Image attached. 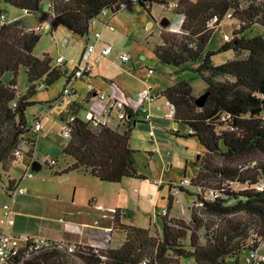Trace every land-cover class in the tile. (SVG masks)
<instances>
[{
  "label": "trees",
  "instance_id": "16d2710c",
  "mask_svg": "<svg viewBox=\"0 0 264 264\" xmlns=\"http://www.w3.org/2000/svg\"><path fill=\"white\" fill-rule=\"evenodd\" d=\"M2 1L31 13L38 12L48 1L53 12V30L67 29L84 39L91 33L92 20L102 10H107L110 17L123 10L120 8L123 0ZM258 1L179 0L175 5L176 15L182 18L179 31L164 28L162 43L154 48L157 59L175 67L177 75L185 71L199 75L209 94L205 106L199 108L192 85L181 78L157 93L158 99L163 96L174 106V122L185 126L189 131L187 137L196 138L205 149L198 161V175L189 185L201 191L197 196V209H192V223L167 220L162 212V235L154 236L150 229L124 223V212L115 209L112 231L125 235L120 248L99 250L73 245L75 250L68 253L67 248L61 250L54 246L32 253L21 264H71L69 259L73 257L84 264H178L182 259H193L194 264H227L230 260L247 264L251 255L260 251L264 242V161L261 159L264 158V2ZM142 7L152 14L151 4L149 8ZM228 15L238 23V28L233 29L230 40L217 51H207ZM40 40L41 36L26 29L20 19L0 26V164L5 170L12 164L14 151L21 142H24L23 149H30L28 155L33 153L35 141L23 138L28 130L26 112L36 104L32 99L37 90L43 87L47 90L62 78L66 79V89L76 78L77 69L69 75L67 63L57 65L47 55L43 58L34 55ZM220 54L230 57L216 65L213 58ZM22 69L29 88L24 95H18L17 79ZM6 74L12 75L8 83L3 80ZM92 96L90 93L84 103ZM84 103L74 98L65 99L61 93L49 105L52 110L62 108L59 119L70 131L61 154L71 162L54 175L78 172L108 185L141 179L136 152L130 145L133 128L138 123L135 117L141 111L138 114L128 110L131 121L118 127L94 126L82 115L87 112ZM175 134L180 137L179 131ZM52 161L54 165L46 163L54 170L58 163ZM25 174L19 182L9 180L6 194L10 200L19 196L18 189L24 190L21 184L28 178ZM234 185L245 188L237 190ZM169 187L171 191V185ZM185 188L181 186V192ZM169 201L171 209L174 205L171 194ZM204 214L219 222H205L201 218ZM238 215L248 218H237ZM202 229L204 242L199 236Z\"/></svg>",
  "mask_w": 264,
  "mask_h": 264
},
{
  "label": "rangeland",
  "instance_id": "374dc122",
  "mask_svg": "<svg viewBox=\"0 0 264 264\" xmlns=\"http://www.w3.org/2000/svg\"><path fill=\"white\" fill-rule=\"evenodd\" d=\"M178 1L153 0L151 15L141 5L134 4L113 16L111 21V24L115 28L113 32L106 30L100 31L103 35L102 41L107 42L113 48V55L106 59L113 63L115 67V71L113 72L114 76H111V79L114 80H112L111 84L118 86L122 92H125L124 89L129 91V89L135 86L137 87L141 81H145L146 84L148 83L153 87L154 94H157V92L162 93L168 86L173 85L177 78H181L192 85L196 99L206 93V83L199 75L192 71L180 72L177 75L175 67L163 64L154 54L155 46L162 43L161 33L165 28L163 21L170 22L169 29H174L180 22L175 9H167L171 5L175 6ZM191 1L196 2L197 0ZM258 2H264V0H259ZM49 5V2L45 1L36 14L31 12L29 14L28 12L25 13L24 11L6 5L1 0L0 26L4 22L14 21L15 18V20H22L26 29L33 30L41 36L40 43L34 50V55L39 58L47 55L53 60L54 64L58 57L63 56L68 60L66 66L69 75H71L82 61L86 49V39L71 33L67 29L57 28L54 31V21L48 18L49 12H52ZM1 16H5L6 20L2 21ZM107 19L100 17L102 22H105ZM45 24L46 27L44 29L41 31L38 30ZM235 27L236 29L238 28V23L226 18L219 25L207 51H217L226 40H230ZM52 35L55 41H52ZM65 38L69 41L67 46L63 47L62 42ZM124 54L130 58L126 63H122L119 60V56ZM229 57V54H220L215 56L213 61L216 65H219L224 63ZM85 61H83V65H85ZM103 63L101 61L98 65L94 66L93 70L95 74H93V78H100L103 75V69H107ZM149 70H154L152 76L148 75ZM11 78V74H6L3 80L5 83H8ZM87 84V80L83 82L73 78V82L68 86L77 91L78 94L76 96L83 103L90 94ZM64 86L65 79L62 78L47 90L44 87L41 90L38 89L36 95L33 97L32 100L36 104L27 109L26 120L28 130L23 139L35 141V147L32 155H28L30 151L28 147L23 149L25 156L18 166L10 163L8 169L5 170L3 164H0V207L9 203L5 195L9 180L19 182L26 172L32 173L34 178L24 179L21 184V187L26 191V195L18 197L19 202L18 206H16L17 214L41 215L39 214L40 209L37 213L31 207H27L22 203V200L26 202L30 197L41 207L48 202L55 203L57 196H60V200L63 199L69 203L75 199V204L80 209L83 208L86 210V213L88 206L92 205L87 200L90 192L81 189L76 192L72 183L58 181V178L54 175L56 171L64 170L67 164L71 162L69 158L61 154V151L68 143V139L63 136L64 125L59 119L62 108H54L50 115H45L42 109L43 106H49L51 102H54L60 96L64 90ZM28 88V79L25 70L22 69L17 79L18 95H24ZM148 88L151 87L144 85L139 94L142 95L148 91ZM110 92H112L111 89ZM76 96L74 98H77ZM127 102L134 104V106L140 105L131 96H128ZM84 104L88 112L86 113H91L97 118L106 115L111 101L107 100L103 102L98 96H93L88 103ZM169 106L167 107V100L163 96L153 107L151 106L154 113L153 115L151 112L154 117V124L158 127L155 138H151L149 135L150 127L144 123V115L140 114L135 117L138 123L133 128L130 145L136 152V165L141 179H128L116 185H99L101 187H98L93 193L101 205L100 209L97 210L100 218L105 219L107 217L112 222V212L115 209H121L125 215L123 219L124 223L150 229L154 236L162 235L163 219L160 213L163 211H166L164 215L167 217V220H180L187 225L192 223V209H197V196L201 194V191L193 185H186L185 190L181 192L178 199L174 198V205L170 209L169 186H179L185 180L192 182L197 177L200 169L198 161L202 159L205 149L196 138L187 137L189 131L185 126H178L177 129L174 127L173 119L169 116ZM158 107H161L162 110H157ZM116 113L114 111V115ZM40 115L43 116L42 130L36 133L33 128L35 119ZM176 131H179L180 137L176 136ZM21 143L24 144V142ZM261 159L264 161V158ZM52 160L58 163L54 167V170H51L46 163ZM31 162H39L42 165V169L38 172L31 170ZM49 188L51 191H48ZM233 188L241 190L245 187L234 185ZM80 216L81 218L87 217L86 214ZM236 217L248 218L245 215H238ZM201 218L205 222H219L217 218L205 214L201 215ZM63 223L66 222L64 221ZM35 228L38 227L35 226ZM109 232H112V230ZM9 234L12 236L17 235L10 231ZM23 236L16 237L22 238ZM199 236L202 238L201 242H204L203 229L200 230ZM124 240L125 235L123 232L114 231L112 239L110 240L111 247H121ZM244 255L241 261L244 259ZM260 255H264V246H262ZM69 263L84 264L74 257L69 259ZM178 264H194V260L182 259L178 260ZM227 264L236 263L234 260H230Z\"/></svg>",
  "mask_w": 264,
  "mask_h": 264
},
{
  "label": "built area",
  "instance_id": "2783aa9c",
  "mask_svg": "<svg viewBox=\"0 0 264 264\" xmlns=\"http://www.w3.org/2000/svg\"><path fill=\"white\" fill-rule=\"evenodd\" d=\"M134 4H140L146 8L150 7L151 1L150 0H123L120 4L121 9H126L131 5ZM168 10L175 9L174 5H171L167 7ZM53 14L52 12H49L48 18L52 19ZM100 17L108 18V11L102 10L100 15L97 16L95 19L91 22V35L89 34L86 37V49L84 52V55L82 57L81 63L76 67L75 76L76 79H82L88 80L89 74L92 72L93 64L99 63L100 59H106L109 56L113 54V48L112 46H105L102 47L100 50L98 49L99 42L102 37L101 30H110L114 31V27L110 24V20H106L105 22H102L100 20ZM3 20H5V16L1 17ZM229 19H231V15H228ZM46 27V24L41 26L38 30H42ZM94 29H98L97 32H94ZM93 31V32H92ZM52 41H55V38L52 35ZM228 41V40H226ZM68 44V39H64L62 42V46L66 47ZM88 56V57H87ZM87 57V59H86ZM85 61V65H83V61ZM119 60L122 63H126L130 60L129 56L124 54L119 56ZM67 63V60L62 56L58 57L56 60L57 65H64ZM154 70H149L148 75L152 76ZM87 88L89 93L95 94V96H98L101 101H107L110 100L111 104L107 108L106 115H103L102 117H97L93 114H87L84 113V119L87 122H90L94 126L102 125L106 127H118L121 124H124V122L131 121L132 117L128 115V110H133L136 113L139 114V111H141L140 114L144 115V122H146L149 127V135L151 138L156 137V131L158 130V127L154 124V117L152 116V113L150 111V108L153 104H155L158 101V94H152L150 91L144 92L142 95H139L138 100H135L136 103H140L139 106H134V104L128 103L126 100V97H124V92H122L118 86L115 84H111V90L112 94L109 95L108 93L104 91H98L97 88L88 82ZM63 98L65 99H71L74 98L77 94L74 88H66L63 90ZM130 102V101H129ZM51 107L45 106L42 109V112L45 113V115L51 114ZM114 111L117 113L114 115ZM174 112L175 108L174 106H169V113L170 117L174 120ZM42 119L43 116L40 115L36 123L34 125V131L40 132L42 130ZM68 123V122H67ZM63 136L69 140L70 138V131L66 124L63 126ZM23 144H21L13 154L12 163L17 166L20 164V162L24 158V151H23ZM49 164V161H47ZM33 162H31L32 167ZM55 162H50L49 165H54ZM32 170V168H31ZM25 177L33 178V174L30 172H26ZM157 184V182H155ZM191 182L188 180L182 181L179 186H171L172 192L171 195L173 198L178 199L179 195L181 194L180 187H186V185H190ZM19 195L25 194L23 189H18ZM11 197H15V193H13V196L11 194ZM3 217L0 219V225L4 227V230L0 231V264H21L24 263L28 258H30V255L34 252H38L39 250H44L47 248H52L56 246L57 248L63 250L67 248L68 253H72L75 250V246L73 245H64V244H58L53 245L50 241L46 240L45 238H42L40 236H23L22 238H18L16 236H12L8 233V229L12 228L15 225V219H14V213L12 211V204H5L3 206ZM166 211H163V214H165ZM262 246H260V251H262ZM66 250V249H65ZM260 251L251 255V258L249 259L247 264H264V255H260ZM246 264V263H245Z\"/></svg>",
  "mask_w": 264,
  "mask_h": 264
},
{
  "label": "crops",
  "instance_id": "0c3cea01",
  "mask_svg": "<svg viewBox=\"0 0 264 264\" xmlns=\"http://www.w3.org/2000/svg\"><path fill=\"white\" fill-rule=\"evenodd\" d=\"M151 6L153 7V0H151ZM112 18L113 16L108 17V20H110V24H111ZM179 19H180V22L174 29H169L167 27L166 30L178 32L180 29L181 23H182V18L179 17ZM93 31L97 32L98 29H94ZM106 31H110V30H106ZM105 46H111V45L105 41H102V37H101V40L98 45V49L100 50L102 47H105ZM106 59L99 60V63L103 61L104 62L103 64L107 67V69H103L102 71L103 75H101L100 78H93V74H95L93 70L94 66L98 65L99 63L93 64V69H92V72L89 74V78L87 82L93 84L97 88L98 91H104L108 93L109 95H111L112 92H110V89H111L110 84L112 80H114V79H111V76H114L113 72L115 71V67L113 66L114 65L113 63H111L110 61ZM67 63H68V60H67ZM65 82H66V79H65ZM72 82H73V79H72ZM141 83H144V84H141ZM144 85L151 87V88H148L147 90L150 91L152 94L155 93L153 92V87L150 84L148 83L146 84L145 81H141L137 87L135 86L129 89V91H126L124 89L125 91L124 97H126V100L128 96L129 97L131 96L135 100H138L139 95H140L139 93L144 87ZM93 96H95V94H93ZM74 99L77 100V102L79 103L83 102L82 100L80 101L79 97L74 98ZM168 106H169V103L167 101V107ZM152 107H151V112L153 113ZM157 110H162V108L158 107ZM56 178H58L57 179L58 181H68L72 183V185L75 187L76 192L79 189L83 191L87 190L88 192H90L87 196V200H89V204H92V205L88 206L87 213H86V210H84L83 208L80 209L75 204V199L72 200L71 203H69L67 201H64L63 199L60 200V196H57L55 203L48 202L46 205H43L42 207L38 203H36L31 197L28 198L26 202L22 200V203H24V205H26L27 207H31V209L35 210V212L38 213V210L40 209L39 214L41 215L39 216L38 214L20 215L16 213V206H18V202H19L18 197L23 196V195L16 196L13 200L12 199L10 200L9 195L6 194L5 192V195L7 196L9 203L11 202L12 204V211L14 213V219H15V225L12 228L8 229V233L10 231L11 233L15 235L17 234L16 236H23V235L40 236L50 241L62 242L66 246L67 245H81V246L93 247L99 250H106L108 248H113L111 247L110 240L112 239L114 231L109 232L110 230H112V222H110L109 218L107 217L105 219H102L99 217L100 214L98 213L97 210L100 209L101 205L98 202V198L93 193V191H95L98 187H101L99 185L105 184V183L98 182L92 177L85 175L83 173H78V172H73V173H69L67 175H61V176L59 175V176H56ZM43 181H45V179H43ZM49 190L51 191L50 188L48 189V191ZM169 194H170V187H169ZM2 214H3L2 207H0V219L2 217ZM83 214H86L88 218L87 217L81 218L80 215H83ZM64 221L66 223H63ZM35 226H37L38 228H35ZM2 230H4V227L0 225V231Z\"/></svg>",
  "mask_w": 264,
  "mask_h": 264
},
{
  "label": "water",
  "instance_id": "95a60500",
  "mask_svg": "<svg viewBox=\"0 0 264 264\" xmlns=\"http://www.w3.org/2000/svg\"><path fill=\"white\" fill-rule=\"evenodd\" d=\"M30 14V12H28ZM170 22L164 20L163 21V26L165 28H167L169 26ZM208 96L209 94L208 93H205L203 94L201 97L197 98L196 99V105L199 107V108H202L205 106L206 104V101L208 99ZM174 127L177 129L178 128V124L177 122H174ZM42 169V165L39 163V162H33L32 164V170L35 171V172H38Z\"/></svg>",
  "mask_w": 264,
  "mask_h": 264
},
{
  "label": "clouds",
  "instance_id": "9594fccd",
  "mask_svg": "<svg viewBox=\"0 0 264 264\" xmlns=\"http://www.w3.org/2000/svg\"><path fill=\"white\" fill-rule=\"evenodd\" d=\"M159 100V99H158ZM173 122H174V120H173ZM170 194H171V191H170Z\"/></svg>",
  "mask_w": 264,
  "mask_h": 264
}]
</instances>
